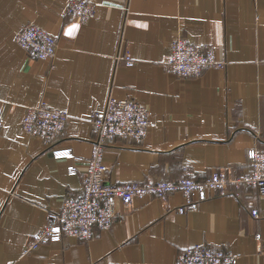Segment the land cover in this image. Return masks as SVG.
<instances>
[{
	"label": "crops",
	"instance_id": "1",
	"mask_svg": "<svg viewBox=\"0 0 264 264\" xmlns=\"http://www.w3.org/2000/svg\"><path fill=\"white\" fill-rule=\"evenodd\" d=\"M67 1L0 0V264H174L194 244L229 249L235 264H264V196L246 185L209 190L188 212L177 211L179 191L116 201L115 220L89 239L63 236L23 252L46 211L81 194L90 114L109 94L145 105L150 119L139 141L104 148L111 183L176 180L186 168L200 180L240 174L247 150L264 149V0H89L94 12L84 21L65 13ZM26 23L53 36L51 60L29 58L17 44ZM178 35L210 45L223 66L174 74L167 63ZM40 102L67 113L48 143L20 124L26 106Z\"/></svg>",
	"mask_w": 264,
	"mask_h": 264
},
{
	"label": "built area",
	"instance_id": "2",
	"mask_svg": "<svg viewBox=\"0 0 264 264\" xmlns=\"http://www.w3.org/2000/svg\"><path fill=\"white\" fill-rule=\"evenodd\" d=\"M93 12L94 4L89 0H68L65 5V13L81 21L92 16ZM15 40L29 58L51 60L55 56V39L48 31L33 23L21 26L15 32ZM117 58L124 60L127 65L134 63L128 54ZM167 64L174 74L183 77L197 76L208 67L223 66L222 62L215 59L210 45L190 43L181 35L175 36L172 41ZM66 119L65 111L40 102L26 106L20 124L24 132L48 143L61 133ZM90 125L92 148L85 158L81 194L63 196L56 210H47L44 224L28 238L23 252L63 236L89 239L94 228L106 229L115 220L116 201L127 205L137 196L163 197L179 191L185 198L183 204L177 207L178 212L193 211L209 190L223 193L229 191V185L235 189L242 185L252 186L258 194L264 196V149L258 147L247 150V168L240 174L228 175L217 171L200 180L194 178L191 170L186 168L176 180L111 183L108 180L107 164L103 160L104 148L118 140L139 141L150 125L148 108L131 98L116 99L109 94L104 106L91 112ZM53 150L57 157H75L69 149ZM251 214L259 215L254 208ZM258 253L264 261V239L260 240ZM236 261L237 255L229 249L194 244L181 248L174 264H235Z\"/></svg>",
	"mask_w": 264,
	"mask_h": 264
},
{
	"label": "snow or ice",
	"instance_id": "3",
	"mask_svg": "<svg viewBox=\"0 0 264 264\" xmlns=\"http://www.w3.org/2000/svg\"><path fill=\"white\" fill-rule=\"evenodd\" d=\"M77 27H78V25H73V26L67 31L66 34L71 35L72 32H73V30H74L75 28H77Z\"/></svg>",
	"mask_w": 264,
	"mask_h": 264
}]
</instances>
